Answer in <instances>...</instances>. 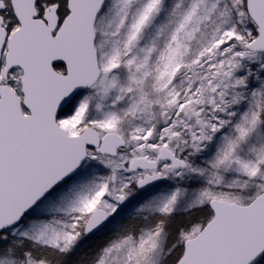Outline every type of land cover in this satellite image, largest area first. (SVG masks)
<instances>
[{
	"label": "snow or ice",
	"instance_id": "6c2138e0",
	"mask_svg": "<svg viewBox=\"0 0 264 264\" xmlns=\"http://www.w3.org/2000/svg\"><path fill=\"white\" fill-rule=\"evenodd\" d=\"M0 264H264V0H0Z\"/></svg>",
	"mask_w": 264,
	"mask_h": 264
}]
</instances>
